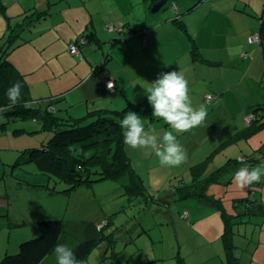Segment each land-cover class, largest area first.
<instances>
[{
    "label": "rangeland",
    "instance_id": "obj_1",
    "mask_svg": "<svg viewBox=\"0 0 264 264\" xmlns=\"http://www.w3.org/2000/svg\"><path fill=\"white\" fill-rule=\"evenodd\" d=\"M254 7L262 14L264 0H254ZM248 50L259 51V54L247 66L243 64L242 49H231L229 53L209 49L210 66L197 67V76H194L197 87L211 84L210 87H215V99L222 96L223 100L214 113L207 114L203 125L178 135L187 150L186 163L162 168L154 155L135 153L132 164L138 181L132 185L128 186L127 172L121 180L99 179L64 193L51 188L63 189L68 182H57L41 172L16 170L26 176L22 181L7 172L5 177L9 175V178L4 182L0 162V187L3 186V191L8 186L6 191L10 192L12 200L9 206L7 199L6 206L17 213L28 212L36 216V220L69 221V231L62 235L71 241L67 244L69 248L83 238L79 227L82 223L94 222L103 227V241L82 264H143L145 261L149 264H179L180 261L232 264L236 257L241 264H264V216L245 214V205L236 206L239 203L235 199L248 197L264 201V177L260 183L242 190L233 183L234 171L222 168L229 159L244 157L250 152L261 159L253 166L264 163V127L249 133L245 128L253 124L251 119L255 115L251 119L244 117L243 126L239 120V116L245 114L244 107L248 110L259 107L254 105L257 98L261 97L260 105H264V53L258 43L251 44ZM156 63L152 61L153 71ZM208 73L213 79L208 78ZM205 105L208 110L212 108L207 102ZM3 118L5 116L0 114L1 121ZM230 136L238 139L230 143L227 139ZM0 155L3 156L1 152ZM27 177L46 185L28 186ZM203 178L208 179L204 188L205 182L195 183L196 179ZM189 184L197 195L184 197L182 187ZM251 189L256 190L254 194ZM29 227L31 225H25L23 229ZM21 229L8 227V220H0V260L7 249L20 245L24 233ZM226 246H235L234 256ZM42 264H57L54 252Z\"/></svg>",
    "mask_w": 264,
    "mask_h": 264
},
{
    "label": "crops",
    "instance_id": "obj_2",
    "mask_svg": "<svg viewBox=\"0 0 264 264\" xmlns=\"http://www.w3.org/2000/svg\"><path fill=\"white\" fill-rule=\"evenodd\" d=\"M158 1L0 0L5 6L4 12L0 10V44L7 38L11 26L23 24L24 29L16 39L21 45L10 56L27 77L33 104L54 106V111L62 118H82L93 112L127 108L123 117L127 111H134L141 116L146 128L154 126L161 132L168 130V126L152 116L153 109L141 85L148 86L161 73L180 70L189 81L193 106L207 102L212 106L208 110L205 105L207 114L214 113L223 98L215 99V87H210L211 84L197 87L194 80L197 67L210 66L209 49L228 53L231 49H242L246 66L259 54V51L248 50L251 44L258 43L264 53L260 41H251V35L260 30L264 12L259 15L254 0H168L158 10H153ZM174 2L177 7L172 6ZM76 42L79 47L83 43L80 56L70 52V45ZM152 61L157 62L154 71ZM208 78L213 79V75L208 73ZM109 79L115 82V88L109 89ZM208 95H211L210 101ZM262 101L259 97L254 105L264 106L260 105ZM244 109L245 114L239 116L240 126H243V118L253 113L251 109ZM5 120H0L4 182L19 170L16 166L18 150L38 146L49 137L48 131H41L42 122L38 119L19 122L10 119L7 125L1 126ZM258 128L260 124L255 122L244 130L252 133ZM227 139L232 143L238 138ZM125 146L131 161L135 153H144ZM253 154L250 152L244 157L255 158ZM7 172L9 175L5 177ZM27 178L28 186L46 185ZM6 187L3 191V186L0 187V220H8V227H21L26 232L20 243L39 233L41 219L36 220V216L28 212L11 211L6 206L7 199L9 206L12 201ZM256 203L255 215L264 216V201L257 199ZM25 225H31L26 228L28 231H24ZM81 234L84 237L82 230ZM64 237L62 245L71 242ZM74 246L75 243L71 247ZM18 249L19 246L7 249L5 253H15Z\"/></svg>",
    "mask_w": 264,
    "mask_h": 264
},
{
    "label": "trees",
    "instance_id": "obj_3",
    "mask_svg": "<svg viewBox=\"0 0 264 264\" xmlns=\"http://www.w3.org/2000/svg\"><path fill=\"white\" fill-rule=\"evenodd\" d=\"M0 10L5 11L2 3H0ZM22 25L18 23L17 27L16 25L11 26L5 42L0 46V114L5 116L3 120L7 119L1 123V126L7 125L10 119L14 121L38 119L42 122L41 131H48L49 137L38 146L18 150L16 166H19V171L41 172L52 176L57 182L60 180L68 182V186L63 189L51 188L54 192L64 193L71 192L81 184L99 179L121 180L127 172H129L128 186L138 181L137 173L123 143V130L119 124L127 108L124 111L93 112L82 118L69 116L62 118L54 111L56 107L46 108L47 104L31 102L27 77L10 58L12 52L21 45L16 39L24 29ZM257 33H259L264 49V20ZM16 82L22 85L21 99L12 105L6 92ZM261 108L264 109V106L253 109L255 117L252 122H258L260 126H264V110L260 111ZM241 159H229L223 165V171H234L235 173L240 167L251 166L261 160L259 158L250 159L246 156L243 157V163H241ZM233 163L241 164L233 167L231 166ZM14 175L20 181L25 179L19 172H15ZM207 180V178L196 179L195 183L205 182L202 186L204 188ZM191 186L192 184L182 187L185 191L184 197L197 195L195 191L190 190ZM251 190L252 194L256 191ZM235 199L239 203L236 206L245 205L247 210L245 214H255L256 199L250 200L248 197ZM69 225H71L69 221L66 222L60 218L41 219L38 223L37 236L22 240L18 251L5 253L0 264H42L54 252V247L61 243L62 235L69 231ZM79 227L84 237L75 244L72 250L82 261L102 241L104 235L103 227H98L94 222H84ZM234 247L226 246V250H231H228L231 256H234ZM232 264H241L240 258L236 257Z\"/></svg>",
    "mask_w": 264,
    "mask_h": 264
},
{
    "label": "clouds",
    "instance_id": "obj_4",
    "mask_svg": "<svg viewBox=\"0 0 264 264\" xmlns=\"http://www.w3.org/2000/svg\"><path fill=\"white\" fill-rule=\"evenodd\" d=\"M141 86L153 109L152 116L162 120L169 130L158 132L154 126L146 128L139 114L127 111L119 121L123 130V143L131 149L143 150L145 155H154L162 168L179 167L186 163L188 156L178 135L203 125L207 117L206 107L203 104L193 106L189 95V81L180 70L161 73L148 86ZM108 87L111 89L112 85L109 84ZM21 89L20 82L8 88L6 95L12 105L21 99ZM262 177L264 163L240 167L232 179L233 183L243 190L254 183H260ZM53 251L57 264H82L67 245L57 244Z\"/></svg>",
    "mask_w": 264,
    "mask_h": 264
},
{
    "label": "built area",
    "instance_id": "obj_5",
    "mask_svg": "<svg viewBox=\"0 0 264 264\" xmlns=\"http://www.w3.org/2000/svg\"><path fill=\"white\" fill-rule=\"evenodd\" d=\"M82 41V40H81ZM251 41H260V36H259V33H253L251 35ZM70 52L73 54V55H79L81 54V51H80V47H79V43L76 42V43H73L71 44L70 46ZM111 84L112 85V88H115V82L112 80V79H109L107 81V85ZM211 98V95H208V99L210 100ZM254 116L253 113L249 114L247 117L248 119H251V117ZM252 120V119H251Z\"/></svg>",
    "mask_w": 264,
    "mask_h": 264
},
{
    "label": "water",
    "instance_id": "obj_6",
    "mask_svg": "<svg viewBox=\"0 0 264 264\" xmlns=\"http://www.w3.org/2000/svg\"><path fill=\"white\" fill-rule=\"evenodd\" d=\"M168 0H160L158 1L154 6H153V10H158L160 7H162L164 4L167 3ZM176 3H172V6L174 5L175 7H177V5H175Z\"/></svg>",
    "mask_w": 264,
    "mask_h": 264
}]
</instances>
